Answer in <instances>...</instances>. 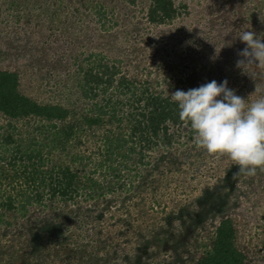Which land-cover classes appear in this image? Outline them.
Returning a JSON list of instances; mask_svg holds the SVG:
<instances>
[{"label": "rangeland", "instance_id": "obj_1", "mask_svg": "<svg viewBox=\"0 0 264 264\" xmlns=\"http://www.w3.org/2000/svg\"><path fill=\"white\" fill-rule=\"evenodd\" d=\"M151 4L0 0V69L18 72L27 96L72 111L64 121H21L14 130L0 116L2 133H16L10 152L20 144V156L42 158L41 179L31 186L20 164L9 166L11 153H0V189L17 206L0 207V264H196L224 219L233 222L246 264H264V171L230 176L239 166L195 146L185 124H169L171 145L156 146L143 160L133 155L123 163L128 143H116L127 128L117 119L127 118L147 87L171 98L178 89L227 79L249 103L264 94V69L236 67L245 47L239 32L264 39V0H176L177 17L162 24L150 22ZM225 39L231 54L223 53ZM105 68L104 81L115 73L113 85L86 82V73L103 75ZM123 77L129 92L119 88ZM95 112L107 114L93 128L83 119ZM66 167L78 174V192L51 199L45 172L55 179ZM17 169L23 177L14 180Z\"/></svg>", "mask_w": 264, "mask_h": 264}, {"label": "trees", "instance_id": "obj_2", "mask_svg": "<svg viewBox=\"0 0 264 264\" xmlns=\"http://www.w3.org/2000/svg\"><path fill=\"white\" fill-rule=\"evenodd\" d=\"M178 6H176V0H152L150 11L148 17L153 24H162L165 22H170L174 20L178 15ZM233 44L228 40H224L223 53L231 54L233 52ZM107 68H105L103 75L97 72L92 74V71L85 74L86 82L89 84L97 83H108L110 87L114 83L115 73H109V79L104 81L106 76ZM91 79V80H90ZM131 87V82L127 78H122L120 80L119 88L124 92H129ZM101 109V108H100ZM130 113L127 118L120 116L117 120L122 123L126 121L127 128L125 131L121 130L116 138L117 146L125 147L128 143L127 151L122 154L124 159L123 163H129L130 158L133 155L141 157L148 156L155 150V147L160 145L169 146L172 143V136H169L170 125L182 126L183 123L179 120L178 115V105L171 100L169 97H163L160 93H155L150 91L147 87L141 91L136 96V104L130 106ZM108 113L111 114V112ZM72 114L69 108L58 106V105H47L41 104L33 98L27 96L21 91V80L18 72H12L0 69V116L4 119L9 120V128L11 129L13 124L18 122H25L27 124L39 122L53 123L57 121H64ZM107 112L103 114L95 112L94 116H85L84 121L88 126L93 128L102 125L103 118ZM115 113L110 115V119H115ZM13 129V128H12ZM5 129L0 125V153L5 150L6 153H11L9 156L10 167H17L20 164V168H24L23 174L27 175L25 177V183L31 186L41 179V173L39 171V166L41 165V154L34 152H29L28 154L22 153L19 145H17L16 150L10 152V147L15 144L16 133ZM14 130V129H13ZM17 130V127H16ZM163 143V144H161ZM4 152V153H5ZM0 159H5V157H0ZM36 161H35V160ZM33 160L35 163H33ZM37 163V164H36ZM116 171L121 172L120 168ZM238 170L232 168L230 176H233ZM16 174L13 179H20L23 177L21 175L18 177L19 170H16ZM52 185L51 199L57 196L61 198H71L70 196L78 192L77 179L78 174L73 172L71 168H62L59 171V175L56 174L54 179V174L45 172ZM5 175V170L0 169V176ZM234 177V176H233ZM22 193L17 194L19 198ZM36 200H41L40 194H37ZM20 199V198H19ZM24 198L20 200L23 203ZM31 198L28 199L29 203ZM42 201V200H41ZM197 205L203 207L204 202L199 201ZM215 206V205H214ZM0 207L5 208L6 211H15L17 206H15V199L12 193H8L6 189H0ZM24 208V207H23ZM216 208V207H214ZM235 227L231 219H224L216 230V236L213 242L211 251L204 254L196 264H246L245 254L235 245Z\"/></svg>", "mask_w": 264, "mask_h": 264}, {"label": "clouds", "instance_id": "obj_3", "mask_svg": "<svg viewBox=\"0 0 264 264\" xmlns=\"http://www.w3.org/2000/svg\"><path fill=\"white\" fill-rule=\"evenodd\" d=\"M236 37L245 44L237 51L236 67L249 74L251 68L264 69V39L250 30ZM228 84L227 79L212 80L170 96L178 105L179 120L193 131L195 146L238 165L234 178L253 177L264 171V94L249 103ZM255 93H261L257 86Z\"/></svg>", "mask_w": 264, "mask_h": 264}]
</instances>
